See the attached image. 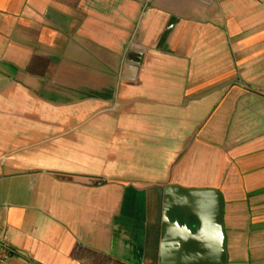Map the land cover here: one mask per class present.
Listing matches in <instances>:
<instances>
[{
	"label": "crops",
	"instance_id": "0c3cea01",
	"mask_svg": "<svg viewBox=\"0 0 264 264\" xmlns=\"http://www.w3.org/2000/svg\"><path fill=\"white\" fill-rule=\"evenodd\" d=\"M166 186L264 264V0H0L8 264H158Z\"/></svg>",
	"mask_w": 264,
	"mask_h": 264
},
{
	"label": "water",
	"instance_id": "95a60500",
	"mask_svg": "<svg viewBox=\"0 0 264 264\" xmlns=\"http://www.w3.org/2000/svg\"><path fill=\"white\" fill-rule=\"evenodd\" d=\"M222 208L218 190L164 187L158 264L225 263Z\"/></svg>",
	"mask_w": 264,
	"mask_h": 264
},
{
	"label": "built area",
	"instance_id": "2783aa9c",
	"mask_svg": "<svg viewBox=\"0 0 264 264\" xmlns=\"http://www.w3.org/2000/svg\"><path fill=\"white\" fill-rule=\"evenodd\" d=\"M14 252L4 228H0V264H8L9 256Z\"/></svg>",
	"mask_w": 264,
	"mask_h": 264
},
{
	"label": "rangeland",
	"instance_id": "374dc122",
	"mask_svg": "<svg viewBox=\"0 0 264 264\" xmlns=\"http://www.w3.org/2000/svg\"><path fill=\"white\" fill-rule=\"evenodd\" d=\"M83 131V130H82ZM152 176H154V175H152ZM157 176V175H156Z\"/></svg>",
	"mask_w": 264,
	"mask_h": 264
}]
</instances>
